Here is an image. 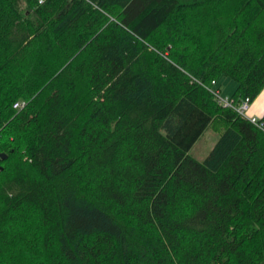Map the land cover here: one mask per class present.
<instances>
[{"label": "trees", "instance_id": "16d2710c", "mask_svg": "<svg viewBox=\"0 0 264 264\" xmlns=\"http://www.w3.org/2000/svg\"><path fill=\"white\" fill-rule=\"evenodd\" d=\"M223 77L264 90V0H0V264H264V131Z\"/></svg>", "mask_w": 264, "mask_h": 264}, {"label": "rangeland", "instance_id": "374dc122", "mask_svg": "<svg viewBox=\"0 0 264 264\" xmlns=\"http://www.w3.org/2000/svg\"><path fill=\"white\" fill-rule=\"evenodd\" d=\"M215 89H220L223 98H232L237 89V82L229 77H223L218 81ZM219 134L212 128L207 129L190 151V156L203 162L214 148Z\"/></svg>", "mask_w": 264, "mask_h": 264}, {"label": "built area", "instance_id": "2783aa9c", "mask_svg": "<svg viewBox=\"0 0 264 264\" xmlns=\"http://www.w3.org/2000/svg\"><path fill=\"white\" fill-rule=\"evenodd\" d=\"M216 84H215V86H216ZM213 92L216 95L219 103L222 106H224L225 108H233L234 110L237 111V113L241 117L249 120L253 125L257 126L259 129L264 131V118H256V117L250 116V108H251L252 101L249 98L245 99L241 104L235 105L232 98H230V99L229 98H223L221 96V91L219 89L213 88ZM24 106H25V103H17L16 104V107H18V108H23ZM0 172H1V168H0Z\"/></svg>", "mask_w": 264, "mask_h": 264}, {"label": "crops", "instance_id": "0c3cea01", "mask_svg": "<svg viewBox=\"0 0 264 264\" xmlns=\"http://www.w3.org/2000/svg\"><path fill=\"white\" fill-rule=\"evenodd\" d=\"M216 85H218V83ZM250 116L256 118H264V90L252 102L250 108Z\"/></svg>", "mask_w": 264, "mask_h": 264}, {"label": "water", "instance_id": "95a60500", "mask_svg": "<svg viewBox=\"0 0 264 264\" xmlns=\"http://www.w3.org/2000/svg\"><path fill=\"white\" fill-rule=\"evenodd\" d=\"M0 157H1V159H3V160H6V159H7V155L2 154L1 152H0Z\"/></svg>", "mask_w": 264, "mask_h": 264}]
</instances>
